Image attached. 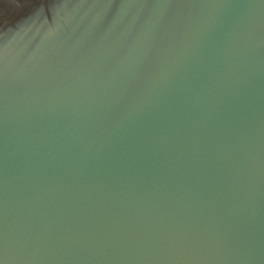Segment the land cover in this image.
<instances>
[{
	"label": "water",
	"instance_id": "1",
	"mask_svg": "<svg viewBox=\"0 0 264 264\" xmlns=\"http://www.w3.org/2000/svg\"><path fill=\"white\" fill-rule=\"evenodd\" d=\"M0 264H264V0H0Z\"/></svg>",
	"mask_w": 264,
	"mask_h": 264
}]
</instances>
